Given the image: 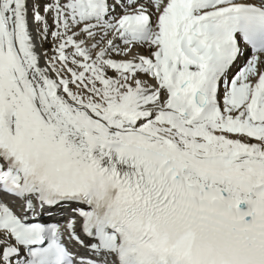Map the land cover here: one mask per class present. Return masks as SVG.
Here are the masks:
<instances>
[{"label": "snow or ice", "instance_id": "6c2138e0", "mask_svg": "<svg viewBox=\"0 0 264 264\" xmlns=\"http://www.w3.org/2000/svg\"><path fill=\"white\" fill-rule=\"evenodd\" d=\"M0 264H264V0H0Z\"/></svg>", "mask_w": 264, "mask_h": 264}]
</instances>
